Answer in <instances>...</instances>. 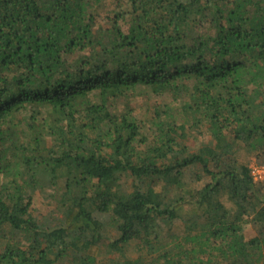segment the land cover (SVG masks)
Returning <instances> with one entry per match:
<instances>
[{
    "label": "trees",
    "instance_id": "obj_1",
    "mask_svg": "<svg viewBox=\"0 0 264 264\" xmlns=\"http://www.w3.org/2000/svg\"><path fill=\"white\" fill-rule=\"evenodd\" d=\"M105 1L0 0V264H264V0Z\"/></svg>",
    "mask_w": 264,
    "mask_h": 264
},
{
    "label": "rangeland",
    "instance_id": "obj_2",
    "mask_svg": "<svg viewBox=\"0 0 264 264\" xmlns=\"http://www.w3.org/2000/svg\"><path fill=\"white\" fill-rule=\"evenodd\" d=\"M107 4L106 5H104V7H103V4H102V6L100 5H97V4H94V7L96 8L95 9V13H97L100 17L101 16H104V14L107 12V10L109 9V8H111L112 7V5H111V0H106L105 1ZM109 2V3H108ZM105 4V3H104ZM98 20V22H100V23H105V21L103 22V21H99V19H97ZM138 94H135V96L134 97H130V99H127V100H133V99H135V101L137 100V103H136V105H135V108H137V110H138V113H140L141 115H140V117L142 118L141 120V123L142 124H144L143 122H145V120H147V118H150L152 115V112H148L147 110H146V107H145V105H144V103H145V100L148 98L147 96H145V95H142V94H145V93H142L141 94V91H139V92H137ZM130 101H128V102H130ZM130 104H133V103H130ZM201 131H203V129H201ZM203 136H206L207 138H208V136H207V134L206 133H203L202 134ZM206 138V139H207ZM201 139V136H199V134L196 136V138L194 139V138H192V140H191V142L192 143H197L198 144V140H200ZM250 163L251 162H254V161H256V158L254 157V156H251L250 157ZM122 188L124 189V190H130L131 188H130V183H124L123 185H122ZM49 191H47V193L45 194V195H40V194H36V192L34 193V198H33V201H32V204H31V207H30V211H31V214L33 215V216H35V217H37V218H41V217H52V216H56V211L54 210V206H53V204H52V201H51V199L49 198ZM164 228V234L166 235V237H165V239L167 240V241H171V237L169 236V234L166 232V227H163ZM109 231V233L110 234H112L114 231L113 230H108ZM113 231V232H112ZM182 231H183V227H182V225L179 223V222H177V223H175V225L173 226V228H172V230H171V232L174 234V235H181L182 234ZM253 234V232L251 231H248L247 232V235L248 236H250V235H252ZM164 237V236H163ZM174 236H172V238H173ZM165 239H161V240H163V244H164V240ZM3 242H5V240H3V239H1L0 240V248L2 247V245H3ZM103 241L100 243L101 244V251H100V255H101V257H103L104 259H106V258H108L109 256V254H107V252H106V250H105V248H103Z\"/></svg>",
    "mask_w": 264,
    "mask_h": 264
},
{
    "label": "built area",
    "instance_id": "obj_3",
    "mask_svg": "<svg viewBox=\"0 0 264 264\" xmlns=\"http://www.w3.org/2000/svg\"><path fill=\"white\" fill-rule=\"evenodd\" d=\"M251 167H252V175L258 180H263L264 179V165L252 164Z\"/></svg>",
    "mask_w": 264,
    "mask_h": 264
}]
</instances>
